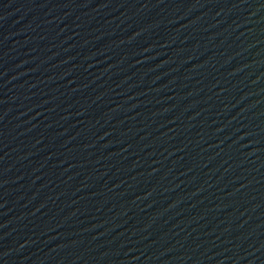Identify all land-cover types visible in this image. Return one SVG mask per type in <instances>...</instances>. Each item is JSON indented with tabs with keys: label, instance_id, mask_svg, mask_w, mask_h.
Returning a JSON list of instances; mask_svg holds the SVG:
<instances>
[{
	"label": "water",
	"instance_id": "water-1",
	"mask_svg": "<svg viewBox=\"0 0 264 264\" xmlns=\"http://www.w3.org/2000/svg\"><path fill=\"white\" fill-rule=\"evenodd\" d=\"M0 264H264V0H59Z\"/></svg>",
	"mask_w": 264,
	"mask_h": 264
}]
</instances>
